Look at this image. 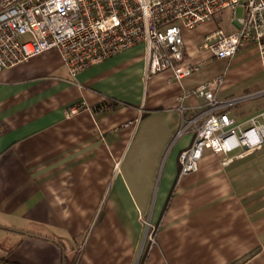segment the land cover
Here are the masks:
<instances>
[{
	"label": "crops",
	"instance_id": "crops-1",
	"mask_svg": "<svg viewBox=\"0 0 264 264\" xmlns=\"http://www.w3.org/2000/svg\"><path fill=\"white\" fill-rule=\"evenodd\" d=\"M214 28L182 31L184 63L201 68L180 82L147 77L141 44L75 83L54 49L0 70V264H264V146L205 151L179 175L193 137L177 133L205 101L178 99L223 76L200 49ZM247 49L216 61L250 55L261 75Z\"/></svg>",
	"mask_w": 264,
	"mask_h": 264
},
{
	"label": "built area",
	"instance_id": "built-area-1",
	"mask_svg": "<svg viewBox=\"0 0 264 264\" xmlns=\"http://www.w3.org/2000/svg\"><path fill=\"white\" fill-rule=\"evenodd\" d=\"M205 23L215 28L203 36L200 49L230 61L253 48L264 83V0H0V70L54 49L75 83L83 71L141 44L147 77L170 72L180 82L201 68L184 63L182 31ZM223 79L204 82L178 99L198 95L205 101L203 112L177 133L189 130L193 137L178 155L180 176L195 171L205 151L226 156L240 150V157L264 146V109L236 122L225 111L234 102L216 97ZM256 96L264 97V89ZM80 109L73 106L68 114ZM148 235L153 245L154 232Z\"/></svg>",
	"mask_w": 264,
	"mask_h": 264
},
{
	"label": "rangeland",
	"instance_id": "rangeland-1",
	"mask_svg": "<svg viewBox=\"0 0 264 264\" xmlns=\"http://www.w3.org/2000/svg\"><path fill=\"white\" fill-rule=\"evenodd\" d=\"M239 17H241V8H237L235 11V18ZM222 27L224 28V25H222ZM248 50L251 49L241 50L242 52H238L236 57ZM204 56H206V54L203 55V57ZM207 65L209 69L220 72V74L223 75L224 79L221 91L225 89V93L221 96L222 99L219 101L223 103L238 101L226 107L225 111L234 113L238 119H247L264 109V97L262 96L241 101V99L249 95L259 94L264 89V83L261 75L258 73L254 57L244 55L241 56L239 60L229 62L228 64L210 58ZM151 232L153 233L154 230L151 228L149 230L146 229L144 244L148 243L150 245L148 234ZM144 244L143 247L145 246Z\"/></svg>",
	"mask_w": 264,
	"mask_h": 264
},
{
	"label": "trees",
	"instance_id": "trees-1",
	"mask_svg": "<svg viewBox=\"0 0 264 264\" xmlns=\"http://www.w3.org/2000/svg\"><path fill=\"white\" fill-rule=\"evenodd\" d=\"M142 260H143V256H142V258L140 259L139 264L142 263ZM63 264H74V260H73V261H67V260H64V261H63Z\"/></svg>",
	"mask_w": 264,
	"mask_h": 264
}]
</instances>
